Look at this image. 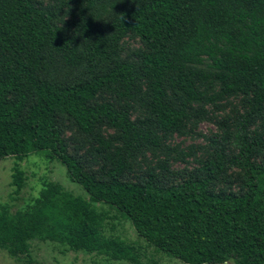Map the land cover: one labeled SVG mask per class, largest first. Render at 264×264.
Listing matches in <instances>:
<instances>
[{"label":"trees","instance_id":"obj_1","mask_svg":"<svg viewBox=\"0 0 264 264\" xmlns=\"http://www.w3.org/2000/svg\"><path fill=\"white\" fill-rule=\"evenodd\" d=\"M69 2L65 25L36 0H0V160L44 151L90 199L50 182L26 208L0 204V249L28 264L34 241L130 259L106 235L109 214L95 207L104 204L183 264H264V0ZM129 37L142 46L125 57ZM231 99L241 110L197 172L174 174L165 161L182 183L152 166L131 179L166 135L185 134L192 119H208V106ZM139 111L147 117L135 119ZM66 122L98 144L97 171L70 151ZM232 137L238 151L229 155ZM232 169L242 190L216 191ZM26 184L15 166L13 202Z\"/></svg>","mask_w":264,"mask_h":264},{"label":"rangeland","instance_id":"obj_2","mask_svg":"<svg viewBox=\"0 0 264 264\" xmlns=\"http://www.w3.org/2000/svg\"><path fill=\"white\" fill-rule=\"evenodd\" d=\"M36 1L43 8L53 9L59 20L65 25L73 21L72 10L69 7L75 5L70 3L69 0H64V4L62 3L63 0ZM124 45L125 57L133 56L142 46L140 40L133 37L127 38ZM112 99L113 95L111 93H105L101 97V100ZM207 110L209 112L208 119L201 122L192 119L187 125L185 134L166 135L162 139L163 149L149 150L145 156L140 158L138 166L135 167L136 174H133L131 179L134 180L135 176L145 174L150 169L149 166H152L157 173L161 172L166 177L169 184L182 183L183 179L181 177L169 175L162 169L161 166L165 161H168L169 169L174 174L185 175L197 172L201 167V163L206 161L211 153L218 150L212 140L222 138L221 126L224 125L225 119H228L233 126V120L236 114L240 112L241 106L239 100L231 99L230 105L225 106L223 109L208 106ZM146 117L145 111L134 114L135 119ZM64 129L65 139L70 144V151L78 152L83 156V160L89 165H93L97 171L100 166L95 164L94 160L100 159L96 151V147H99L98 144H95L91 138L80 134L68 122H66ZM230 131L233 132L232 129ZM104 132L106 131L104 130ZM112 133V131H107L105 137L108 138ZM160 135L164 136V133H160ZM225 147L229 155L238 151L233 144V137ZM17 165L27 174V184L23 192L13 202L11 182L13 169ZM50 182L60 183L74 196L86 200L90 199L85 189L71 180L66 166L58 159H49L44 151L31 153L22 162L14 157L0 160V204L10 201L14 211L26 208L31 204L35 198L39 197L45 184ZM213 188L216 191L240 192L243 188L242 175L239 170L232 169L229 172L228 179L222 180L220 183L216 182ZM95 207L100 212L109 214L110 219L106 224V235L118 237L121 244L129 247L128 256H130V259H113L110 255L99 253L69 252L64 247L50 241H34L31 245L30 264H183L150 246L149 243L138 236L133 225L126 221L116 210L110 209L104 204H95ZM0 264L28 263L26 260L12 258L7 251L0 249Z\"/></svg>","mask_w":264,"mask_h":264}]
</instances>
